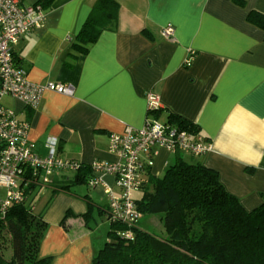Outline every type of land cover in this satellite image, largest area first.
<instances>
[{
  "label": "crops",
  "instance_id": "crops-1",
  "mask_svg": "<svg viewBox=\"0 0 264 264\" xmlns=\"http://www.w3.org/2000/svg\"><path fill=\"white\" fill-rule=\"evenodd\" d=\"M116 1L117 28L72 58V42L96 0H23L42 2L47 18L15 46L17 62L34 81L75 89L73 95L48 91L36 108L6 98L30 123L39 154H48L45 141L55 136L64 158L84 165L114 160L111 133L141 127L148 118L170 122L172 116L194 123L212 148L200 155L158 149L152 174L163 175L188 154V161L218 171L247 209L264 203V31L247 21L251 9L264 13V0H246V6L235 0ZM168 24L175 27L172 40L162 34ZM149 90L161 100L152 113ZM93 174L62 169L47 174L48 181L41 176L30 190L34 211L48 222L40 255L53 264H90L109 240L106 184L119 189L110 174L90 186ZM31 177L28 172L22 185L33 183Z\"/></svg>",
  "mask_w": 264,
  "mask_h": 264
},
{
  "label": "trees",
  "instance_id": "trees-1",
  "mask_svg": "<svg viewBox=\"0 0 264 264\" xmlns=\"http://www.w3.org/2000/svg\"><path fill=\"white\" fill-rule=\"evenodd\" d=\"M235 1L246 6V0ZM119 11L116 0H96L72 42L71 57L88 53L104 31L115 30ZM247 21L264 31V13L251 9ZM174 122L200 133L194 123L170 116L169 123ZM82 169L91 167L82 163L78 170ZM37 182L22 187V201L4 211L0 207V264H53L51 257L40 255L48 222L29 201ZM140 192L138 209L143 216L159 214L164 233L138 223L133 239L123 237L128 226L110 221L107 210L109 240L90 264H264V203L247 209L215 169L179 158L161 176L149 170Z\"/></svg>",
  "mask_w": 264,
  "mask_h": 264
},
{
  "label": "built area",
  "instance_id": "built-area-1",
  "mask_svg": "<svg viewBox=\"0 0 264 264\" xmlns=\"http://www.w3.org/2000/svg\"><path fill=\"white\" fill-rule=\"evenodd\" d=\"M46 18L47 12L42 2L26 4L23 0H0V185L7 189V196L0 202L3 211L12 203L23 200L22 183L28 172L32 175L31 180H39L44 171L45 181H48L47 174L62 169L78 170L82 165L76 159L58 154L59 140L55 136L47 137L45 146L48 154L41 156L37 143L29 138L30 123L19 119L16 110L5 103L6 98H12L36 108L48 91L74 94L75 89L71 83L32 80L27 69L15 58L14 49L20 39L42 27ZM162 34L172 40L175 35L174 25H166ZM146 96L148 113L159 110L160 95L149 90ZM108 148L116 158L94 160L90 164L94 174L89 184L97 185L107 174L114 176L119 190L115 191L111 185L106 184L108 218L112 222L126 223L128 227L121 234L133 239V226L143 217L134 193L142 189L144 178L154 164L156 151L164 148L178 154L200 155L209 151L212 144L201 133L148 118L141 127L126 125L122 132L111 133Z\"/></svg>",
  "mask_w": 264,
  "mask_h": 264
},
{
  "label": "rangeland",
  "instance_id": "rangeland-1",
  "mask_svg": "<svg viewBox=\"0 0 264 264\" xmlns=\"http://www.w3.org/2000/svg\"><path fill=\"white\" fill-rule=\"evenodd\" d=\"M5 102H10V100L6 99ZM182 154H185V153H182ZM186 160H191V157L189 158V155L187 154L186 156ZM45 176V172L42 171V179L43 177ZM140 194V193H139ZM5 195H6V190L3 186H0V198L4 199L5 198ZM0 199V200H2ZM40 199V198H38ZM37 199V201H38ZM103 225H104V228L106 229V232H107V236H108V231L110 229V222L109 220L108 221H104L103 222ZM139 225L145 229V230H148V231H151V232H155V233H159L160 234H163L164 232V226H163V221L160 219V215L159 214H146L144 215L141 220L139 221ZM6 245L3 247V251L5 252H9V250H6Z\"/></svg>",
  "mask_w": 264,
  "mask_h": 264
}]
</instances>
